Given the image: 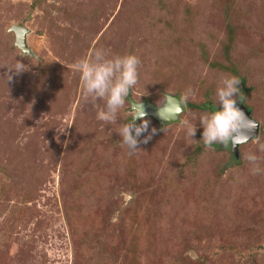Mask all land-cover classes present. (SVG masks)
Masks as SVG:
<instances>
[{"label": "rangeland", "instance_id": "rangeland-1", "mask_svg": "<svg viewBox=\"0 0 264 264\" xmlns=\"http://www.w3.org/2000/svg\"><path fill=\"white\" fill-rule=\"evenodd\" d=\"M227 13L229 62L245 80L237 105L264 143V0H0V264H264L256 139L234 160L231 147L200 141L207 111L186 109L163 129L144 118L138 140L151 139L135 152L119 143L134 117L128 98L216 108L217 83L231 74L221 69ZM13 26L27 31L29 53L14 46ZM93 48L141 62L116 123L97 119L103 101L86 97L72 67ZM16 61L26 71L10 72Z\"/></svg>", "mask_w": 264, "mask_h": 264}, {"label": "clouds", "instance_id": "clouds-1", "mask_svg": "<svg viewBox=\"0 0 264 264\" xmlns=\"http://www.w3.org/2000/svg\"><path fill=\"white\" fill-rule=\"evenodd\" d=\"M140 63L135 55L112 54L103 48H93L85 57L78 58L73 63V70L79 74L82 91L86 97L94 105L98 101H103V107L97 105L98 120L106 123L117 122L118 110L125 105L130 89L138 83ZM8 70L20 74L26 71V67L16 61L14 68ZM11 79L12 77L8 75V80ZM239 84L238 77L231 74L222 75L215 89V110L205 112L198 117L199 126L203 129L200 141L206 148L210 149L214 144H219L224 148L233 149L251 139L250 133L257 125L237 106L238 100L242 103L246 99L238 87ZM190 94H193L192 90L188 89L183 99L186 100ZM143 117L144 113L141 111L130 123L119 125L118 135L121 138L119 143L126 146L130 152L138 150V143H147L151 139L149 134L142 141L138 140L149 128V121ZM137 118L141 120L138 126L134 123ZM161 118L164 120L163 117ZM183 123L188 138L195 141L192 138L197 131L196 124L188 120ZM155 132L156 129L153 128L152 134ZM256 143L259 151H264V143H260L258 137ZM245 160L251 165L252 174L261 173L259 158L254 153H246Z\"/></svg>", "mask_w": 264, "mask_h": 264}, {"label": "water", "instance_id": "water-1", "mask_svg": "<svg viewBox=\"0 0 264 264\" xmlns=\"http://www.w3.org/2000/svg\"><path fill=\"white\" fill-rule=\"evenodd\" d=\"M10 31L14 34L15 41L14 46L21 51L24 54L29 53L26 45V34L27 31L24 28L13 26L11 27ZM128 103L130 106V112L134 113L135 115H138L141 111L144 113L143 118H152L158 123L159 129H163L168 125L176 124L180 121L179 117L181 114H183L186 111V107L184 102L182 101L180 96H165V102L163 105L156 107L150 103V101L145 100L142 103H136L133 102L130 98H128ZM244 113L245 116L248 119H251L250 112L246 110L241 105H237ZM160 108V109H159ZM164 118V120L159 116ZM252 120V119H251ZM140 121L139 118H137L134 123L138 125V122ZM253 121V120H252ZM256 123V122H255ZM257 127L250 133V140L256 139L258 136V124L256 123ZM248 141V142H249ZM242 145V144H241ZM231 148V155L234 160L238 159V148Z\"/></svg>", "mask_w": 264, "mask_h": 264}, {"label": "trees", "instance_id": "trees-1", "mask_svg": "<svg viewBox=\"0 0 264 264\" xmlns=\"http://www.w3.org/2000/svg\"><path fill=\"white\" fill-rule=\"evenodd\" d=\"M232 18H234L233 13L225 14V19L227 21V23H226L227 24V36H226V41L224 42L222 47L224 50L223 56H224L226 63L228 64V66H226V67L221 66V69L223 71H227L228 73H231L232 75L238 77L240 79L239 86H240V88H243L245 86V80L238 75V73L235 70V65L229 62V53H230L229 51H230V48L235 41V33H236V28H233L230 24ZM201 56H202V58H204L203 54H201ZM185 105H186L187 110L195 109V110H201V111H207V112L215 110V106L213 105L211 100L204 101L202 103V105H199V106H197L195 104H191V103H186ZM247 110H249V109H247ZM213 147H215V146H213Z\"/></svg>", "mask_w": 264, "mask_h": 264}]
</instances>
